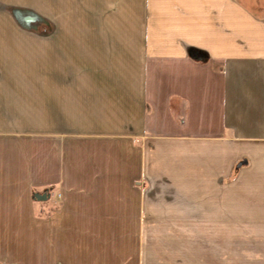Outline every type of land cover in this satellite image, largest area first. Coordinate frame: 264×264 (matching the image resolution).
Masks as SVG:
<instances>
[{"label": "crops", "instance_id": "1", "mask_svg": "<svg viewBox=\"0 0 264 264\" xmlns=\"http://www.w3.org/2000/svg\"><path fill=\"white\" fill-rule=\"evenodd\" d=\"M50 1L33 83L0 2V264H264V0Z\"/></svg>", "mask_w": 264, "mask_h": 264}, {"label": "rangeland", "instance_id": "2", "mask_svg": "<svg viewBox=\"0 0 264 264\" xmlns=\"http://www.w3.org/2000/svg\"><path fill=\"white\" fill-rule=\"evenodd\" d=\"M7 1L11 4V12L16 18H25L24 30L27 35L40 36L43 41L40 43V49L38 50L40 56L34 57V42L32 40H27V53H26V80L27 83L34 82V68L36 65L45 68L49 64V37L48 35L53 32V26H51L50 21V0H0V2ZM57 10L59 12L60 8H64V1L58 0L55 3ZM24 9L22 10V7ZM64 11L59 12L58 23L60 24V17L64 16ZM21 27V26H20ZM80 32V31H79ZM36 45V44H35ZM46 50V51H44ZM32 102V101H31ZM27 120H26V130L33 131L35 128V123L32 120V104L27 105ZM40 123H38L39 125ZM59 194L57 198L59 199ZM50 208V209H49ZM57 210L56 204H51L47 208L46 213H53Z\"/></svg>", "mask_w": 264, "mask_h": 264}, {"label": "water", "instance_id": "3", "mask_svg": "<svg viewBox=\"0 0 264 264\" xmlns=\"http://www.w3.org/2000/svg\"><path fill=\"white\" fill-rule=\"evenodd\" d=\"M36 198L39 202H45L48 199V195H38Z\"/></svg>", "mask_w": 264, "mask_h": 264}]
</instances>
